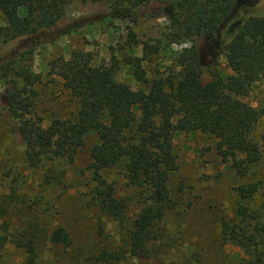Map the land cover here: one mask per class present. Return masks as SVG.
Returning a JSON list of instances; mask_svg holds the SVG:
<instances>
[{
	"label": "trees",
	"instance_id": "obj_1",
	"mask_svg": "<svg viewBox=\"0 0 264 264\" xmlns=\"http://www.w3.org/2000/svg\"><path fill=\"white\" fill-rule=\"evenodd\" d=\"M74 1L105 3L110 17L136 22L133 9L143 0H0L5 19L0 25V41L31 39L41 44L68 33L74 26L58 28L57 23ZM146 1L171 8L167 15L169 41L191 42L177 54V68L149 83L139 62L128 58L138 82L133 88L118 79L114 58L110 63L95 64L84 55L58 57L52 67L73 101L69 115L51 117L45 123L34 110L39 75L28 63L33 46L0 57L1 77L8 84L4 105L17 119L22 161L30 167L46 162L73 164L86 149L84 173L92 184L90 203L121 229L117 239L107 234L88 248L80 247L69 227L53 218L51 199L38 196L39 191L24 190L11 167L5 170L0 156V175L9 178L8 191L0 195V264H10L6 261L9 250L21 254L13 264L168 261L170 250L186 243L181 230H174L168 222V213L175 207L169 183L177 170L176 130L212 135L223 161L245 180L235 188V205L216 218L211 241L241 250L240 264H264V172L260 168L264 121L255 133L264 119V100L253 106L241 98L254 82H264V15L247 20L227 45L231 73L223 77L211 71L205 79L195 41L203 34L215 35L238 0ZM143 49L148 58L159 46L143 42ZM113 168L134 188L141 205L136 213H129L130 199L118 196L107 184L102 172ZM64 176V168L56 177L47 174L42 189L62 186ZM188 252L184 262L177 264L199 261L195 246Z\"/></svg>",
	"mask_w": 264,
	"mask_h": 264
},
{
	"label": "rangeland",
	"instance_id": "obj_2",
	"mask_svg": "<svg viewBox=\"0 0 264 264\" xmlns=\"http://www.w3.org/2000/svg\"><path fill=\"white\" fill-rule=\"evenodd\" d=\"M242 1L246 4L240 8L238 0L230 18L215 35L207 38V34H203L195 41L201 53V73L205 79L211 71L223 77L231 73L226 62V47L238 30L229 35L228 24L243 20V25L253 17L264 15V0ZM170 11L167 4L143 0L141 5L133 9L137 18L135 22L129 18L110 17L105 3L74 1L57 23L58 28L74 26L68 33L41 44L33 43L31 39L14 40L8 44L0 41V57L20 48L33 46L28 63L30 70L39 75V81L35 83L38 97L34 110L45 118L46 123L51 117L69 115L74 108L72 99L63 90L62 81L52 67V61L58 57L68 59L74 55H84L90 57L95 64L110 63L114 58L118 61V79L133 88L138 86V82L132 76L134 67L127 63L128 58L139 62L149 83L158 75L177 68V54L182 48L190 46L191 42L184 39L169 41L166 38L169 32L167 15ZM2 24H5V19L0 13V25ZM50 37L44 36L46 39ZM143 42H148L153 48L159 46L158 51L145 57ZM215 43L221 47L217 48ZM7 86L0 73V156L5 163V170L11 167L23 183L24 190L28 189L33 193L39 191L38 196L44 194V197L51 199L54 203L53 218H60L69 227L80 247L88 248L107 234L117 239L121 229L100 215L90 203L92 184L88 183L87 173H84L86 149L80 151L73 164L46 162L30 167L22 161L23 146L17 131V119L11 117L4 105ZM241 98L253 106L261 104L264 100V82H254L249 93ZM263 121L264 119L257 124L255 133L260 132ZM175 122L178 123V119ZM88 142L90 144L91 140ZM173 143L177 170L170 177L169 187L175 207L168 213V222L174 230H181L186 243L177 249H171L168 261L162 259L154 264L184 262L193 246L200 254L199 261L191 264H240L242 251L231 245L212 242L210 230L215 229L216 218L229 212L235 205V188L245 180L239 178L229 164L223 161L212 135L176 130ZM262 149L263 162L260 168L264 172V143ZM63 168L65 176L62 186H51L43 190L46 180L44 177L47 174L56 177ZM118 171L113 168L102 174L107 184L115 188L118 196L130 199L129 213H136L141 206L136 192L126 184ZM8 187L9 178L0 175V195L7 192ZM20 258L21 254L16 250H9L6 255V261L10 264Z\"/></svg>",
	"mask_w": 264,
	"mask_h": 264
},
{
	"label": "flooded vegetation",
	"instance_id": "obj_3",
	"mask_svg": "<svg viewBox=\"0 0 264 264\" xmlns=\"http://www.w3.org/2000/svg\"><path fill=\"white\" fill-rule=\"evenodd\" d=\"M239 4V6H240V8H242L243 7V5L244 4H246V2L245 1H242V0H239V2H238ZM232 17H233V15H232ZM231 17V18H232ZM240 21L239 20H236V21H232L230 24H228V33H229V35H232V33H233V29H235V27H236V25L239 23ZM242 23H243V21H242ZM242 25V24H241ZM240 25V26H241ZM207 38L209 37L208 35L206 36ZM218 43V42H217ZM217 43H215L216 44V47L217 48H219V47H221L219 44H217Z\"/></svg>",
	"mask_w": 264,
	"mask_h": 264
},
{
	"label": "water",
	"instance_id": "obj_4",
	"mask_svg": "<svg viewBox=\"0 0 264 264\" xmlns=\"http://www.w3.org/2000/svg\"><path fill=\"white\" fill-rule=\"evenodd\" d=\"M243 21V20H242ZM242 21H240L237 25H236V27H235V29H233V33H232V35L241 27L240 25L242 24Z\"/></svg>",
	"mask_w": 264,
	"mask_h": 264
}]
</instances>
